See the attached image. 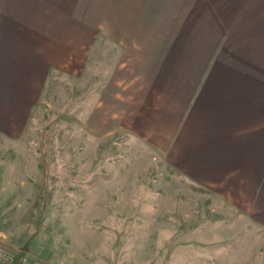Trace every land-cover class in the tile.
I'll return each instance as SVG.
<instances>
[{
    "label": "crops",
    "instance_id": "0c3cea01",
    "mask_svg": "<svg viewBox=\"0 0 264 264\" xmlns=\"http://www.w3.org/2000/svg\"><path fill=\"white\" fill-rule=\"evenodd\" d=\"M85 62L95 129L147 140L264 226V0H0V132Z\"/></svg>",
    "mask_w": 264,
    "mask_h": 264
},
{
    "label": "rangeland",
    "instance_id": "374dc122",
    "mask_svg": "<svg viewBox=\"0 0 264 264\" xmlns=\"http://www.w3.org/2000/svg\"><path fill=\"white\" fill-rule=\"evenodd\" d=\"M86 64L52 71L22 130L0 132V249L23 264H264V226L240 204L147 140L95 129L103 76Z\"/></svg>",
    "mask_w": 264,
    "mask_h": 264
},
{
    "label": "built area",
    "instance_id": "2783aa9c",
    "mask_svg": "<svg viewBox=\"0 0 264 264\" xmlns=\"http://www.w3.org/2000/svg\"><path fill=\"white\" fill-rule=\"evenodd\" d=\"M14 258H15V255L12 254L9 250L5 251V250L0 249V264H2L3 262H7V261L12 263ZM23 263L24 262H22L21 264ZM33 264H39V263L34 262Z\"/></svg>",
    "mask_w": 264,
    "mask_h": 264
},
{
    "label": "trees",
    "instance_id": "16d2710c",
    "mask_svg": "<svg viewBox=\"0 0 264 264\" xmlns=\"http://www.w3.org/2000/svg\"><path fill=\"white\" fill-rule=\"evenodd\" d=\"M23 254L24 252H17V254L15 255V258L12 262V264H21L22 263V260L24 257H23Z\"/></svg>",
    "mask_w": 264,
    "mask_h": 264
}]
</instances>
